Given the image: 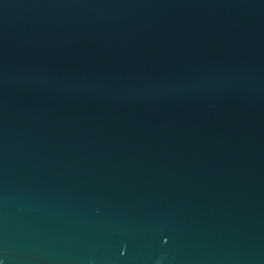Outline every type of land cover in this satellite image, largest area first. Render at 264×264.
Listing matches in <instances>:
<instances>
[{
    "label": "water",
    "instance_id": "obj_1",
    "mask_svg": "<svg viewBox=\"0 0 264 264\" xmlns=\"http://www.w3.org/2000/svg\"><path fill=\"white\" fill-rule=\"evenodd\" d=\"M0 264H264V0H0Z\"/></svg>",
    "mask_w": 264,
    "mask_h": 264
}]
</instances>
